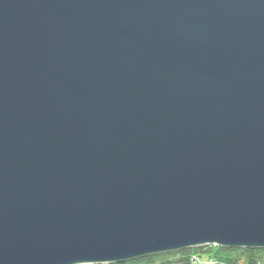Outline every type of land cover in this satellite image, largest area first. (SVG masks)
<instances>
[{
	"label": "water",
	"instance_id": "1",
	"mask_svg": "<svg viewBox=\"0 0 264 264\" xmlns=\"http://www.w3.org/2000/svg\"><path fill=\"white\" fill-rule=\"evenodd\" d=\"M201 245L264 249V0H0V264Z\"/></svg>",
	"mask_w": 264,
	"mask_h": 264
},
{
	"label": "trees",
	"instance_id": "2",
	"mask_svg": "<svg viewBox=\"0 0 264 264\" xmlns=\"http://www.w3.org/2000/svg\"><path fill=\"white\" fill-rule=\"evenodd\" d=\"M134 260L144 264H264V249L201 245Z\"/></svg>",
	"mask_w": 264,
	"mask_h": 264
},
{
	"label": "snow or ice",
	"instance_id": "3",
	"mask_svg": "<svg viewBox=\"0 0 264 264\" xmlns=\"http://www.w3.org/2000/svg\"><path fill=\"white\" fill-rule=\"evenodd\" d=\"M135 255V253H126L123 256H133ZM121 257V256H120ZM120 257H115V258H109V259H104L107 260L109 262V264H144V262L141 261H137L134 259H120Z\"/></svg>",
	"mask_w": 264,
	"mask_h": 264
}]
</instances>
